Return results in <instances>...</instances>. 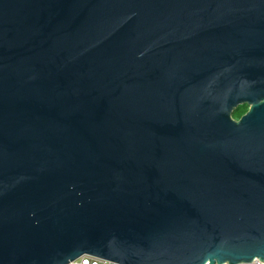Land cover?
<instances>
[{"label":"water","instance_id":"water-1","mask_svg":"<svg viewBox=\"0 0 264 264\" xmlns=\"http://www.w3.org/2000/svg\"><path fill=\"white\" fill-rule=\"evenodd\" d=\"M83 256L264 263V0H0V264Z\"/></svg>","mask_w":264,"mask_h":264},{"label":"built area","instance_id":"built-area-1","mask_svg":"<svg viewBox=\"0 0 264 264\" xmlns=\"http://www.w3.org/2000/svg\"><path fill=\"white\" fill-rule=\"evenodd\" d=\"M70 264H114V263H111V262H108L105 260H101L98 258H94L91 256H83L80 259H78L74 262H71ZM249 264H264V263H262L260 261H255V262H252Z\"/></svg>","mask_w":264,"mask_h":264},{"label":"trees","instance_id":"trees-1","mask_svg":"<svg viewBox=\"0 0 264 264\" xmlns=\"http://www.w3.org/2000/svg\"><path fill=\"white\" fill-rule=\"evenodd\" d=\"M246 109H247V107L240 108V109L234 114V118H235V119L240 118V117L244 114V112H245Z\"/></svg>","mask_w":264,"mask_h":264},{"label":"flooded vegetation","instance_id":"flooded-vegetation-1","mask_svg":"<svg viewBox=\"0 0 264 264\" xmlns=\"http://www.w3.org/2000/svg\"><path fill=\"white\" fill-rule=\"evenodd\" d=\"M247 111H248V108L245 110L244 114H246ZM244 114H243V115H244ZM243 115H242V116H243ZM242 116H241V117H242ZM241 117H240V118H241ZM240 118H238V119H236V120H239Z\"/></svg>","mask_w":264,"mask_h":264}]
</instances>
